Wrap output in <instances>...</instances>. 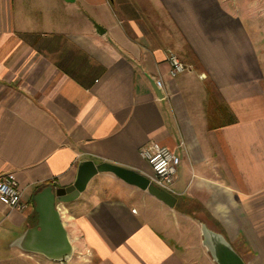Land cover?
Returning a JSON list of instances; mask_svg holds the SVG:
<instances>
[{"label":"crops","instance_id":"0c3cea01","mask_svg":"<svg viewBox=\"0 0 264 264\" xmlns=\"http://www.w3.org/2000/svg\"><path fill=\"white\" fill-rule=\"evenodd\" d=\"M227 1L0 0V175L25 204L0 203L6 250L77 264L26 239L33 194L71 191L88 160L152 181L140 150L157 143L179 157L173 205L111 172L56 200L72 249L89 255L79 264H214L201 221L264 264V59L252 37L264 41L252 19L264 0ZM168 50L186 71L168 75Z\"/></svg>","mask_w":264,"mask_h":264},{"label":"water","instance_id":"95a60500","mask_svg":"<svg viewBox=\"0 0 264 264\" xmlns=\"http://www.w3.org/2000/svg\"><path fill=\"white\" fill-rule=\"evenodd\" d=\"M94 25L98 33L103 32L98 24ZM155 91L158 93L159 88H155ZM98 172H111L127 183L147 189L149 193L168 205H173L175 202L169 191L154 185L149 178L132 170L108 163L94 164L90 160L85 161L79 166L75 185L71 191L60 194L51 185H43L32 196L36 222L26 229L25 237L31 240L36 237L45 256L58 262L68 261L72 257L73 249L56 207V200L61 203L74 200L85 188L89 179ZM200 232L202 245L215 264H246L221 232L209 227L204 221L200 222Z\"/></svg>","mask_w":264,"mask_h":264},{"label":"built area","instance_id":"2783aa9c","mask_svg":"<svg viewBox=\"0 0 264 264\" xmlns=\"http://www.w3.org/2000/svg\"><path fill=\"white\" fill-rule=\"evenodd\" d=\"M166 61L168 63V75L171 77L188 69V66L172 50L167 51ZM154 82L157 88H162L163 82L161 78H155ZM140 155L152 169L153 177L151 182L167 190L169 183L176 176L179 157L168 147L157 143H149L142 147ZM0 203L15 209H23L25 207L21 200V191L17 187L15 180L7 174L0 175Z\"/></svg>","mask_w":264,"mask_h":264},{"label":"rangeland","instance_id":"374dc122","mask_svg":"<svg viewBox=\"0 0 264 264\" xmlns=\"http://www.w3.org/2000/svg\"><path fill=\"white\" fill-rule=\"evenodd\" d=\"M137 1H139L142 9H144L145 11L149 10L148 9L149 6H148L146 0H137ZM227 2H229V4H231L232 0H228ZM253 4L261 5V2H260V0H253ZM112 7H113V12L115 14L118 12H122L121 5L118 2L114 1ZM252 19H253L257 29L260 30L261 34L262 33L264 34V13H261V12H259L258 9H256V11L253 12V14H252ZM251 33H252V31H251ZM252 37H253V41H254L257 53H258L259 57H261L263 60L264 59V41L262 43H261V41H258V38H256V36L254 34L252 35ZM263 67H264V65H263ZM68 228L70 229V227H68ZM87 257H89V255L87 253H84L83 256H81L79 254V252L76 249H74L71 258L74 261H77V264H79V263L86 262ZM0 264H29V263L26 262L25 259H23L21 256H19L16 249H12L11 251L6 250V248H4L2 241L0 239Z\"/></svg>","mask_w":264,"mask_h":264}]
</instances>
